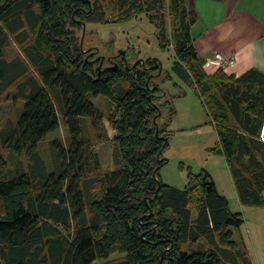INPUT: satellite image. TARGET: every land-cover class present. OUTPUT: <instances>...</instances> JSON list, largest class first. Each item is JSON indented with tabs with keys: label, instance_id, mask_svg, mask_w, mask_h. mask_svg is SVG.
<instances>
[{
	"label": "trees",
	"instance_id": "obj_1",
	"mask_svg": "<svg viewBox=\"0 0 264 264\" xmlns=\"http://www.w3.org/2000/svg\"><path fill=\"white\" fill-rule=\"evenodd\" d=\"M109 15L113 23L149 17L160 47L174 50L171 71L158 78L141 65L101 71L87 60L84 23H109ZM195 20L187 0H0V100L14 88L24 101L0 130L14 164L7 169L0 155V264H252L240 232L245 216L231 210L209 171L191 173L184 188L160 176L173 99L183 96L163 84L176 76L201 98L242 204L264 206V73H208L194 45ZM13 40L23 58L6 57ZM105 45L113 48L115 39ZM90 93L113 101L109 120L122 157L119 168L94 179L85 175L90 144L81 118L99 140L108 136ZM61 114L69 146L52 142L59 166L51 172L39 145L60 127ZM115 253L121 257L112 262Z\"/></svg>",
	"mask_w": 264,
	"mask_h": 264
},
{
	"label": "rangeland",
	"instance_id": "obj_2",
	"mask_svg": "<svg viewBox=\"0 0 264 264\" xmlns=\"http://www.w3.org/2000/svg\"><path fill=\"white\" fill-rule=\"evenodd\" d=\"M107 19L109 23H90L87 25L86 31L93 32L94 40L107 43L115 39L118 46H124V49L125 47L136 49L137 53L135 52L133 59H137L138 57L143 59L150 56L159 58L163 63L165 72L171 71L174 63V50H164L160 47L158 39L160 28L151 23L149 17L142 15L134 20L122 23H113L111 21L113 17L110 15ZM165 27L166 33L170 36L171 23L169 20L166 21ZM87 44H89V41ZM107 48L111 50L110 47ZM113 50L111 51L113 52ZM131 53L129 52V57L133 55ZM5 55L9 60L16 57H24L21 45L16 43L15 40L11 41L8 45ZM174 81L179 82L180 85L176 86ZM164 87L172 94L182 93L183 96H177L173 99L177 115L170 125L172 133L171 145L165 151V157L169 158V162L160 170L161 179L166 184L184 188L191 173L200 174L203 170H207L213 174L222 189L224 187L229 189L231 175L227 169L224 155L221 152L217 153L215 151V148L219 146L218 133L213 125L208 123V114L201 98L188 85L181 80L179 81L176 76L173 81H166ZM17 95V90L13 88L9 91V96L6 95L0 100V130L6 126L8 119H12L15 122L20 115L24 101L18 98ZM87 97L95 103L104 115L105 130L103 133L108 136V139L104 135L102 140H99L94 135L95 132L92 130L90 120L86 117L81 118L82 134L90 144L85 175L89 179H94L108 171L119 168L122 165V157L114 143V139L119 135V132L109 120L110 114L115 110L113 101L104 95L94 96L90 93ZM60 121V127L50 133L48 138L39 145L40 153L51 172L58 169L59 166L58 153L53 149L52 142L60 140L69 146L68 138L70 131L64 123V116L62 114L60 115ZM0 155L7 160V169L14 167L8 150L0 147ZM1 174L0 167V176ZM238 207L246 219V223L241 227L240 232L245 235L248 245L251 247L253 244L248 228L253 218L262 215L261 213L264 214V206L243 207L239 203ZM232 208H237L233 201ZM238 234H240L239 231H237ZM202 242L207 244L206 239ZM185 246V249H187L188 245ZM119 257L121 255L115 253L110 260L113 262ZM107 262L106 260H98L94 264H105Z\"/></svg>",
	"mask_w": 264,
	"mask_h": 264
},
{
	"label": "crops",
	"instance_id": "obj_3",
	"mask_svg": "<svg viewBox=\"0 0 264 264\" xmlns=\"http://www.w3.org/2000/svg\"><path fill=\"white\" fill-rule=\"evenodd\" d=\"M187 6L196 18L191 27L192 36L208 73L221 70L231 78H238L252 69L264 73V0H187ZM217 52L226 57L235 56V61L215 69L213 63ZM226 165L231 175L229 189H222L211 175L219 192L229 199L231 210L241 212L239 203L243 207H261L242 204L227 161ZM232 201L237 208H232ZM261 214L253 218L248 228L253 245L250 247L246 242L252 264H264V214Z\"/></svg>",
	"mask_w": 264,
	"mask_h": 264
},
{
	"label": "flooded vegetation",
	"instance_id": "obj_4",
	"mask_svg": "<svg viewBox=\"0 0 264 264\" xmlns=\"http://www.w3.org/2000/svg\"><path fill=\"white\" fill-rule=\"evenodd\" d=\"M87 40L89 41V44H87L88 42ZM87 45L89 46L87 47ZM81 46L83 51L87 55V60L91 58L95 62H99L97 67L101 71H105L106 69H112L114 71H118L122 67V65H124V67L128 71H131L132 69H135L139 65H141L142 69L145 72L151 73L150 75L151 77L156 76L158 78L160 77V75L165 74V69L163 68V63L161 59L152 56L143 59H141L140 57H138L137 59L136 58L133 59L135 57L134 56L135 52L137 53V51H135L136 49L133 47H127V48L125 47L124 49L123 48L124 46H118L117 42H115L116 48L115 46L111 48V50L114 49L112 52L110 49L107 48L105 43L99 42L98 40H94L93 34H87V31L84 32V28L81 37ZM129 52L130 53L132 52L131 55L133 54L131 57L128 56ZM162 80L163 79L161 80L159 79V81ZM163 88H165L164 84H163Z\"/></svg>",
	"mask_w": 264,
	"mask_h": 264
},
{
	"label": "built area",
	"instance_id": "obj_5",
	"mask_svg": "<svg viewBox=\"0 0 264 264\" xmlns=\"http://www.w3.org/2000/svg\"><path fill=\"white\" fill-rule=\"evenodd\" d=\"M235 61V56L226 57L223 53L217 52L214 58L213 67L219 69ZM260 140L264 142V126L261 132Z\"/></svg>",
	"mask_w": 264,
	"mask_h": 264
},
{
	"label": "water",
	"instance_id": "obj_6",
	"mask_svg": "<svg viewBox=\"0 0 264 264\" xmlns=\"http://www.w3.org/2000/svg\"><path fill=\"white\" fill-rule=\"evenodd\" d=\"M87 30V24L86 23H84V32ZM161 113V112H160ZM158 134V133H157ZM165 138V140H166V144H167V142L169 141V138L168 137H164ZM166 144L164 145V147H163V149L159 152V155H158V158L160 159V160H165L166 162H169V158L168 157H161V154L163 153V150H164V148H165V146H166ZM159 188H160V186H159ZM158 193V192H157Z\"/></svg>",
	"mask_w": 264,
	"mask_h": 264
}]
</instances>
